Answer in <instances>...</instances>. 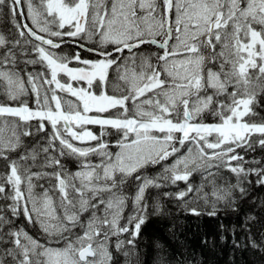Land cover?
I'll use <instances>...</instances> for the list:
<instances>
[{
    "label": "snow or ice",
    "instance_id": "obj_1",
    "mask_svg": "<svg viewBox=\"0 0 264 264\" xmlns=\"http://www.w3.org/2000/svg\"><path fill=\"white\" fill-rule=\"evenodd\" d=\"M5 10L0 264H119L114 252L135 255L171 205L264 212V158L251 155L264 151V0H0ZM249 222L264 218L245 210L241 224L264 251Z\"/></svg>",
    "mask_w": 264,
    "mask_h": 264
},
{
    "label": "trees",
    "instance_id": "obj_2",
    "mask_svg": "<svg viewBox=\"0 0 264 264\" xmlns=\"http://www.w3.org/2000/svg\"><path fill=\"white\" fill-rule=\"evenodd\" d=\"M6 13L3 14V28L10 30ZM251 155L264 158V151L257 148ZM69 167L74 170L73 165ZM199 179L198 175L193 177L196 182ZM149 192L154 195L156 190ZM254 195L259 203L264 192L257 188ZM151 203L149 199V205ZM169 207L173 215L150 216L142 227L135 255L126 259L114 252V259H119V264H264V251L250 246L249 233L241 227L245 210L251 211L258 220L264 218V212L254 205L245 202L237 211L221 209L216 216L205 214L208 209H202V214L195 216L175 205ZM249 226L253 238L259 241L258 229L264 231V227L254 222H249ZM157 244L164 247L158 248Z\"/></svg>",
    "mask_w": 264,
    "mask_h": 264
},
{
    "label": "flooded vegetation",
    "instance_id": "obj_3",
    "mask_svg": "<svg viewBox=\"0 0 264 264\" xmlns=\"http://www.w3.org/2000/svg\"><path fill=\"white\" fill-rule=\"evenodd\" d=\"M6 12H7V11H5V13H6ZM5 13H0V31H3V32L7 33L9 30H7L6 27L3 28V23H4V22H3V19H4L3 14H5ZM6 22H8L9 25H10V23H11L10 18H9L8 21H6ZM10 27H12V23H11ZM10 27H9V28H10ZM83 55H87V54L84 53Z\"/></svg>",
    "mask_w": 264,
    "mask_h": 264
},
{
    "label": "rangeland",
    "instance_id": "obj_4",
    "mask_svg": "<svg viewBox=\"0 0 264 264\" xmlns=\"http://www.w3.org/2000/svg\"><path fill=\"white\" fill-rule=\"evenodd\" d=\"M28 70H31V69L29 68ZM208 119H211V117H209ZM93 159H95V158H93ZM130 210H131V205L129 204V209L126 210L125 215H127V212L130 211ZM121 239H124V237H121ZM113 240H115V238H113Z\"/></svg>",
    "mask_w": 264,
    "mask_h": 264
}]
</instances>
